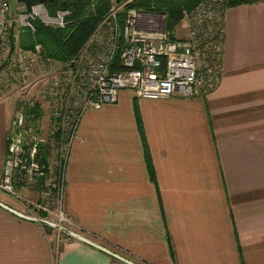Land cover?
Instances as JSON below:
<instances>
[{
	"label": "crops",
	"instance_id": "1",
	"mask_svg": "<svg viewBox=\"0 0 264 264\" xmlns=\"http://www.w3.org/2000/svg\"><path fill=\"white\" fill-rule=\"evenodd\" d=\"M224 26L212 93L146 100L124 90L86 113L66 178L84 238L57 250L54 232L16 215L22 205L0 191V264H264V0L228 8ZM14 110L0 105V181Z\"/></svg>",
	"mask_w": 264,
	"mask_h": 264
},
{
	"label": "built area",
	"instance_id": "2",
	"mask_svg": "<svg viewBox=\"0 0 264 264\" xmlns=\"http://www.w3.org/2000/svg\"><path fill=\"white\" fill-rule=\"evenodd\" d=\"M133 1L111 0L78 55L60 63L42 60L41 45L32 51L8 45L9 35L13 30L17 38L23 28L35 32L37 20L64 29L71 12L52 16L44 4L28 10L19 3L13 10L11 0H0V60L7 50L15 54L16 68L26 82L22 90L32 86L27 80L38 63L44 72L38 80L41 93L21 96L16 103L6 134L0 191L22 205L17 211L22 216L50 224L42 225L53 230L57 250L62 241L84 238L66 209V178L86 113L116 105L124 90L146 100L208 95L219 87L224 74L229 0H201L184 11L174 30L167 29L163 13L128 8ZM38 106L45 112L41 119L32 112ZM19 187L33 196L19 193Z\"/></svg>",
	"mask_w": 264,
	"mask_h": 264
},
{
	"label": "trees",
	"instance_id": "3",
	"mask_svg": "<svg viewBox=\"0 0 264 264\" xmlns=\"http://www.w3.org/2000/svg\"><path fill=\"white\" fill-rule=\"evenodd\" d=\"M122 3L124 0H115ZM201 0H135L128 8H136L144 11L160 12L166 15V27L174 30L180 23L184 11L192 10ZM258 0H229L227 8L252 4ZM50 15L55 16L58 11H70L69 24L64 29H54L46 26L41 21L34 22L35 32L28 28L20 30L15 38L12 30L9 39L12 47H20L23 50H34L36 45L42 47V60L67 63L74 59L87 43L98 24L104 18L111 7V0H47L44 3ZM37 119H41L45 112L38 106L33 111ZM138 127L144 146L145 160L150 179L157 186L155 169L149 146L144 135L141 118L136 109ZM48 228V227H47ZM50 231L52 229L48 228ZM170 240V239H169ZM172 256L174 251L170 243Z\"/></svg>",
	"mask_w": 264,
	"mask_h": 264
},
{
	"label": "rangeland",
	"instance_id": "4",
	"mask_svg": "<svg viewBox=\"0 0 264 264\" xmlns=\"http://www.w3.org/2000/svg\"><path fill=\"white\" fill-rule=\"evenodd\" d=\"M17 5L18 2L16 0H11V8L13 10H16ZM8 45H11L10 41H8ZM14 59L15 54L7 50L0 60V105L5 107L7 113L11 112L12 105L14 109L16 108V103L21 96L28 98L39 95L42 91V84L38 82L39 78L44 75L42 64L38 63L36 65L34 75L27 80L28 84L30 83L32 86L22 90L21 88L26 82L21 79ZM19 193L27 196L25 189H20Z\"/></svg>",
	"mask_w": 264,
	"mask_h": 264
},
{
	"label": "water",
	"instance_id": "5",
	"mask_svg": "<svg viewBox=\"0 0 264 264\" xmlns=\"http://www.w3.org/2000/svg\"><path fill=\"white\" fill-rule=\"evenodd\" d=\"M19 4H24L28 10L31 9V7L35 4H44L47 0H16ZM15 212V211H13ZM16 215H18L19 217H21L22 219H25V220H29V221H32V222H35V223H40V224H45V225H50L49 223L45 222V221H42V220H31V219H28L24 216H22L21 214H19L18 212H15ZM66 232V231H65ZM77 239H81V238H78V237H75ZM117 257V256H116ZM120 259L122 262H124L125 264H133V263H130L122 258H118Z\"/></svg>",
	"mask_w": 264,
	"mask_h": 264
}]
</instances>
